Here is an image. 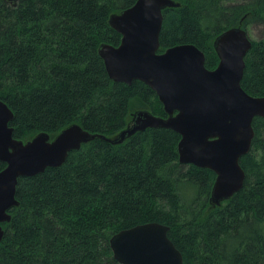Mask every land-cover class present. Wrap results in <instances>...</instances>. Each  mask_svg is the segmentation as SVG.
I'll return each instance as SVG.
<instances>
[{
	"label": "trees",
	"instance_id": "1",
	"mask_svg": "<svg viewBox=\"0 0 264 264\" xmlns=\"http://www.w3.org/2000/svg\"><path fill=\"white\" fill-rule=\"evenodd\" d=\"M136 1L0 0V97L14 111L15 138L48 132L53 139L74 123L115 137L137 110L167 116L150 85L115 81L99 53L102 43L122 38L111 14ZM175 1L163 10L159 51L194 43L211 69L220 61L218 35L264 23V0ZM242 86L264 95V37L253 39ZM253 126L251 150L241 158L244 185L220 205L211 201L216 172L181 163V134L167 127L120 144L97 137L62 165L20 177L0 264H121L113 234L150 221L170 226L184 264H264V117Z\"/></svg>",
	"mask_w": 264,
	"mask_h": 264
},
{
	"label": "water",
	"instance_id": "2",
	"mask_svg": "<svg viewBox=\"0 0 264 264\" xmlns=\"http://www.w3.org/2000/svg\"><path fill=\"white\" fill-rule=\"evenodd\" d=\"M179 5L175 0H137L110 16V25L122 35L120 43H102L99 48L110 77L129 84L139 79L150 85L167 116L137 110L115 137L74 123L53 139L48 132H40L24 141L14 137L10 125L14 111L0 97V161L6 163L0 171V240L5 233L2 223L11 221L10 209L20 204L16 197L19 178L62 165L70 151L97 137L120 144L148 127L172 128L181 134L180 162L216 172L214 205L243 187L246 172L241 158L252 147L254 118L264 117V95L250 94L242 86L253 39L241 25L222 32L214 41L220 61L213 69L206 66L205 52L194 43L160 52L163 10ZM169 229V225L150 221L114 233L110 239L114 258L121 264H184Z\"/></svg>",
	"mask_w": 264,
	"mask_h": 264
},
{
	"label": "rangeland",
	"instance_id": "3",
	"mask_svg": "<svg viewBox=\"0 0 264 264\" xmlns=\"http://www.w3.org/2000/svg\"><path fill=\"white\" fill-rule=\"evenodd\" d=\"M247 30L252 39L257 40L264 37V23L262 22H251Z\"/></svg>",
	"mask_w": 264,
	"mask_h": 264
}]
</instances>
